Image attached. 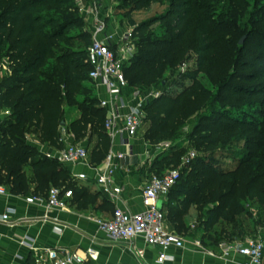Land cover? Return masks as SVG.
Segmentation results:
<instances>
[{
  "label": "trees",
  "instance_id": "trees-1",
  "mask_svg": "<svg viewBox=\"0 0 264 264\" xmlns=\"http://www.w3.org/2000/svg\"><path fill=\"white\" fill-rule=\"evenodd\" d=\"M73 1L0 0V61L8 57L13 67V75L0 86V107L10 111L0 123V184L14 193L44 197L53 186L72 189L77 209L85 210L95 206L99 199L109 205L108 199L101 196L100 191L80 186L64 163L41 153L27 140L32 135L40 142L60 149L65 146L62 136L65 130L76 140L88 139L87 149L91 147L89 157L92 164L100 165L109 152L111 142L105 126L106 110L100 106L95 94L86 93L85 82L92 81L89 77L91 66L88 61L85 62L87 49L75 44V40L89 42L90 35H73L70 32L77 21L73 15ZM155 1L137 0L135 10L147 8ZM175 2L168 15L162 18L175 15L171 21L175 30L180 27L181 30L172 38L146 43V49L132 58L135 66L129 69H138L132 78L134 85L158 84L168 65L178 60L192 27L191 17L196 15L194 51L198 56L197 69L179 74L167 91L148 101L144 108V124L149 127L146 133L148 140H173L182 135L190 116L203 108L208 109L212 116L200 115L191 131L196 148L205 152L218 142H227L222 130L224 125L214 118L216 116L227 118L253 133L245 146L254 145V149L248 157L240 160L245 166L224 171L221 165L213 162L212 156L208 161L197 156L191 162L194 163V171L202 170L205 164L214 173L205 180L203 170L201 178L187 180L181 172V178L169 193V206L175 218L181 220L186 217L192 205L204 212L206 220L202 225L205 236H208L203 241L217 245L224 239L242 237L254 230L245 224L246 218H254L255 213L245 206V202L259 206L256 210L259 218H254V227L257 228L259 221L264 223V120L258 121L252 113L235 114L223 108L217 110L215 104L223 100L222 93L230 83L215 79L212 83L221 95L209 98V90L198 81V75L207 65L215 47L211 40L214 26L204 10L194 13L198 6L195 0ZM201 7L203 5L198 6ZM45 9H54L60 16H45ZM261 9L264 20V6ZM153 21L142 22L137 32H145ZM230 27L225 24L220 29L226 31ZM260 47L263 48L264 44ZM51 59L54 62L51 63ZM259 59L262 61L260 70L250 73L247 78H264V57ZM126 72L125 69L127 78ZM187 82L192 84L188 86ZM260 86L258 84L254 88L239 84L234 93H264V87ZM186 95L188 98L185 100ZM66 105H77L81 110L80 116L71 123L66 122ZM174 151L176 148H171L164 160H155L153 170L163 174L168 166L178 164L181 154ZM175 201L179 207L174 205ZM180 220H174L179 230L175 231L179 234L185 229ZM218 226H221L220 230ZM26 264H34L32 255Z\"/></svg>",
  "mask_w": 264,
  "mask_h": 264
},
{
  "label": "rangeland",
  "instance_id": "rangeland-1",
  "mask_svg": "<svg viewBox=\"0 0 264 264\" xmlns=\"http://www.w3.org/2000/svg\"><path fill=\"white\" fill-rule=\"evenodd\" d=\"M136 1L137 0H99V3H97L98 0H96V4H94L93 0H74L72 9L73 15L76 16L77 21L70 32L73 35H90V40L87 43L75 40L76 46L80 45L85 49L88 48L89 43L92 41V32L98 18L104 20L108 26V32L113 33V38L115 42H117L115 43V47L117 44L120 46H130L134 49V56L141 54V52L146 49L144 46L146 43L172 38L174 34L181 30V27L175 30L176 27H174L171 21L175 15L162 18V16L168 15L172 4L176 3L175 0H157L149 7L142 10H135L134 6ZM81 2L84 5L81 4ZM195 2L198 6L203 5V7L198 8V6H196L194 13L196 14L199 10H204L214 26L211 31V40L215 45L214 49L211 51L207 65L198 75V81L209 90V98L211 95H221V92H219L212 83L215 79L224 82L228 81L230 83L227 85V89L222 93L223 100H219L215 104L218 111H220V108H223L225 111L232 110L231 112L235 114L245 113L250 115L252 113L256 116L258 121L264 120V106L262 105L264 93H254L253 91H240L239 93H234V88L239 84L252 87L260 84L262 86L259 88L264 87V78L259 80L247 78L248 75L250 76L252 73H257L258 70H260L262 61H260L259 58L264 57V47H260L261 44H264V20L261 15L262 11H260L262 10L261 7L264 6V0H241V2L237 0H195ZM74 6L76 9H74ZM43 13L45 16H60L59 12H56L54 9H45ZM159 18H162V20H157ZM152 20L154 21L145 32H137L142 22ZM191 22L192 27L185 38V47L181 51L178 60L168 65L167 71L158 84L134 85L132 78L138 69L135 71H130L129 69L135 66V60H132L134 56L125 63L129 91L132 92L134 96L138 92V94L143 97V108L146 107L148 101L154 100L167 91L179 74L187 71L192 72L197 69L198 56L194 51L196 42V15H192ZM225 24L231 27L226 31H222L220 28ZM243 37H246V40L244 44L241 45L239 42ZM65 47V49H68L67 46ZM52 62H54L53 59H51V63ZM85 62H87V60H85ZM12 75L13 67L11 62L8 57H4L3 60L0 61V86ZM85 84L87 85L86 93L89 95H96L97 92L93 82L87 80ZM187 84L190 86L192 83L187 82ZM187 98L188 96L186 95L184 99L186 100ZM3 110L7 112L8 116L10 112L9 109L4 107ZM207 110L208 109L203 108L190 116L183 129L184 132H182V135L173 140H148L146 138V133L149 127L147 123L144 124L137 136L152 146V150L149 153L151 161L159 159L164 160L170 149L176 148L174 153L178 152L181 154L180 161L174 166H168L166 171L180 169L187 180L201 178V171L203 170L205 180L214 173L212 168L205 164L202 166L203 169H200L198 172L194 171V163L184 166L183 161L191 150L196 152V157L200 156L205 161L211 160L210 156H212L213 162L217 165H221L224 171L235 170L238 167L245 166L241 164L240 160L248 157L254 149V145L245 146L246 141L253 137V133L243 127L237 126L233 121H229L227 118H222L221 116L214 117L224 125L222 130L225 132L226 136L224 139L227 140V142H224V144L218 142L215 146L208 148L206 152L196 148L195 139L191 138V131L199 120L200 115L208 114V116H212V112L208 113ZM80 114L81 110L78 109L77 105H66L67 123H71L77 119ZM144 114L146 116V111H144ZM29 137L35 141V136H28L27 140ZM72 142L89 145L87 138L81 140L74 139ZM155 174L158 173L154 171L153 175ZM245 203V206L252 212H255L259 208V206L254 203ZM210 206L213 205L211 204ZM106 208L111 214L115 211L113 207L107 206ZM259 222L256 228L254 227L255 219L246 218V226L251 230L254 229L252 232L247 233V236L256 235L257 237H264V223L261 224V221ZM218 229L220 230L221 226H218ZM198 235L202 240H206L208 236H205L204 233Z\"/></svg>",
  "mask_w": 264,
  "mask_h": 264
},
{
  "label": "crops",
  "instance_id": "crops-1",
  "mask_svg": "<svg viewBox=\"0 0 264 264\" xmlns=\"http://www.w3.org/2000/svg\"><path fill=\"white\" fill-rule=\"evenodd\" d=\"M95 88L99 100L104 99L106 97L104 88L96 86ZM122 100L124 112H128L131 107H135L141 102L144 103L143 97L132 95L129 87L122 96ZM6 117L7 112L0 107V123ZM64 131L62 136L65 143L64 147H66L68 143L74 140V137L69 132ZM110 142L109 150L113 148L115 151L125 153V156L119 160L114 174L115 184L123 186L124 191L115 199H110L101 191L98 184L92 179L95 172L86 165L64 163L72 177L78 173L88 174L90 176L88 180L73 178L80 186L85 185L95 191H100L101 196L108 199L109 205L99 199L95 206L85 210L77 209L73 201L66 209H52L44 203H28L26 198L30 194L14 193L7 187V194L0 195V264H26L28 257L34 254L31 247L33 249L67 248L79 250L84 257H86L85 252L88 248L95 249L98 252V258L93 260L86 257L84 264L245 263L246 258L244 256L235 252L226 255L224 249L245 241L249 236L224 239L217 245L209 241L204 242L198 235L200 233L205 234L202 225L206 220L204 212L198 211L196 205H192L186 217L181 220L175 218L169 206L171 195L162 198L160 202L167 215V225L170 229L177 230L174 220H180L185 224V229L180 232L185 240V246L183 248L172 247L166 250V253L171 257L170 259L159 262L161 248L147 244L143 237H138L133 244L111 240L108 234L101 230L98 220L112 216L106 208L107 206L123 207L132 212L143 210V189L154 173L152 168L154 161H151L149 157L152 146L138 136L129 137L126 133H122L117 136L114 143L111 139ZM28 143L35 146L41 153L51 156H56L64 148L52 147L47 143L40 142L36 137L35 141L29 137ZM83 146L88 148L87 144ZM174 205L179 207L177 201L174 202ZM5 213L9 214L13 224L1 221ZM254 218H258L256 211ZM139 250L143 251L141 255L138 254Z\"/></svg>",
  "mask_w": 264,
  "mask_h": 264
},
{
  "label": "built area",
  "instance_id": "built-area-1",
  "mask_svg": "<svg viewBox=\"0 0 264 264\" xmlns=\"http://www.w3.org/2000/svg\"><path fill=\"white\" fill-rule=\"evenodd\" d=\"M93 2L96 4V0ZM81 4L83 3L81 2ZM112 34L108 32L106 22L98 18L92 32V41L87 48V61L91 66L90 79L96 87L104 88L106 92V97L100 99V106L107 111L105 126L111 141L114 143L117 136L122 133H126L129 137L137 136L144 125L145 114L143 102L131 107L128 112L123 110L122 96L129 87L125 75V63L134 56V49L119 44L115 47L117 42H115ZM135 96L140 95L137 92ZM47 156L55 157L62 163L86 165L95 172L92 179L110 199L117 198L124 191L123 186L114 182L118 162L125 156L123 152L111 148L105 160L100 165H94L90 161L88 149L80 143L71 141L56 156ZM195 157L196 152L194 150L189 151L183 165H190ZM73 177L78 180L90 179L86 173L74 174ZM180 178V169H172L163 174L153 175L143 189V210L132 212L123 207H116L110 218L98 220L101 230L105 231L110 239L116 242L133 244L138 237H143L147 244L161 248L159 262L170 259L171 257L166 253V250L172 247L183 248L185 240L181 234L168 227L167 215L163 209L159 208V202L169 195ZM5 194H7V187L0 184V195ZM73 198L72 189L53 186L46 197L30 194L26 200L28 203H44L49 208L63 210L68 208ZM1 221L13 224L8 213L2 216ZM31 249L34 251V264H84L87 258L93 260L98 258V252L93 248L86 250L87 258L79 250L67 248L33 249L31 247ZM142 252L139 250L138 254L141 255ZM230 252L244 256L246 258L244 264H263L264 238L248 237L245 241L224 249V254L228 255Z\"/></svg>",
  "mask_w": 264,
  "mask_h": 264
},
{
  "label": "water",
  "instance_id": "water-1",
  "mask_svg": "<svg viewBox=\"0 0 264 264\" xmlns=\"http://www.w3.org/2000/svg\"><path fill=\"white\" fill-rule=\"evenodd\" d=\"M245 40H246V37H243V38L240 40V44L243 45L244 42H245ZM159 208L162 209V203H161V202H159Z\"/></svg>",
  "mask_w": 264,
  "mask_h": 264
}]
</instances>
